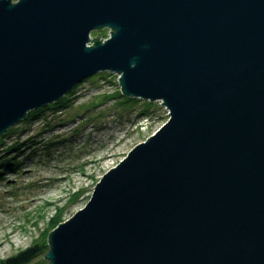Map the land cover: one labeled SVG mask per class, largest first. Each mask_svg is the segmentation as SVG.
<instances>
[{
    "label": "water",
    "instance_id": "water-1",
    "mask_svg": "<svg viewBox=\"0 0 264 264\" xmlns=\"http://www.w3.org/2000/svg\"><path fill=\"white\" fill-rule=\"evenodd\" d=\"M102 72L168 120L44 259L264 264V0H0V135Z\"/></svg>",
    "mask_w": 264,
    "mask_h": 264
},
{
    "label": "rangeland",
    "instance_id": "rangeland-1",
    "mask_svg": "<svg viewBox=\"0 0 264 264\" xmlns=\"http://www.w3.org/2000/svg\"><path fill=\"white\" fill-rule=\"evenodd\" d=\"M109 33L103 29L92 34ZM117 79L110 72L85 79L66 95L68 107L46 110L45 118L28 126L20 122L0 144V161L16 154L7 151L14 143L24 149L14 157L20 167L4 170L0 177V260L47 238L54 217L63 221L78 211L89 200L95 182L116 166L137 140H146L168 120L160 102L148 105L139 100L127 108L121 105ZM34 141L37 144L30 147L37 150L28 158L31 148L24 146ZM30 264L49 262L41 255Z\"/></svg>",
    "mask_w": 264,
    "mask_h": 264
},
{
    "label": "trees",
    "instance_id": "trees-1",
    "mask_svg": "<svg viewBox=\"0 0 264 264\" xmlns=\"http://www.w3.org/2000/svg\"><path fill=\"white\" fill-rule=\"evenodd\" d=\"M95 38H98V37H95ZM118 92H119L118 95L120 97H122V99H123L120 104L126 108L128 106L135 105L136 103L139 102L138 99L136 100L134 98L126 97V96L122 95L120 91H118ZM68 100H69L68 97L65 96L57 103L49 104L46 107L39 108L37 110L29 112L26 115V118L20 123V125L22 124V126L23 125L28 126V125H31L32 122H35V121L39 120L40 118H42V119H43V117L45 118L46 115H44V114H45L46 110L47 111L52 110L54 112V110L56 108V109H58V110H56V112H57V111H60L64 108L68 107ZM144 103L148 104V105L152 104L148 100L145 101ZM44 125H46V127L51 126V124H49V123H45ZM45 130H47V129H45ZM48 130H50V129H48ZM13 132H14V130L12 128V129H9L6 133H4L3 136L0 135V144H3V140L5 138H8L9 136L11 137ZM36 144H37V141H34L32 143V145H28V143L25 144V146H24L25 148H31L29 151L28 158L32 157L37 150L35 147H30V146H33ZM51 145L52 144H50L49 147ZM49 147L44 148V150L47 152ZM13 150H15L16 154H14L12 157H9L8 159H2L0 161V177H2L4 170L5 171H15L16 169H18L20 167V162H18L14 157L17 156V154L21 153L24 149H21V144L16 142L13 145H11L10 147H7L8 152L13 151ZM60 218L61 217H59L57 219L55 217L53 218V221L51 222L52 228H54L57 224L62 222V220ZM47 250H48L47 238H42L41 240H37L36 242L31 244L27 248L15 253L14 255L9 256L6 259L0 260V264H30L31 261L35 260L39 256L45 255Z\"/></svg>",
    "mask_w": 264,
    "mask_h": 264
},
{
    "label": "built area",
    "instance_id": "built-area-1",
    "mask_svg": "<svg viewBox=\"0 0 264 264\" xmlns=\"http://www.w3.org/2000/svg\"><path fill=\"white\" fill-rule=\"evenodd\" d=\"M168 112V111H167Z\"/></svg>",
    "mask_w": 264,
    "mask_h": 264
}]
</instances>
